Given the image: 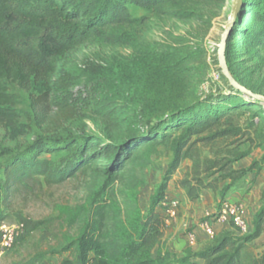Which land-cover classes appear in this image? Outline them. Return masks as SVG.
<instances>
[{
  "label": "rangeland",
  "instance_id": "1",
  "mask_svg": "<svg viewBox=\"0 0 264 264\" xmlns=\"http://www.w3.org/2000/svg\"><path fill=\"white\" fill-rule=\"evenodd\" d=\"M232 1L155 0L148 8L128 4L129 24L110 27L104 37L78 47L62 67L75 79L72 90L79 106L76 118L59 130L61 134H99L104 140L122 141L146 130L158 129V134H163L164 123L191 106L204 113L217 111V121L209 120L204 129H190L189 135L184 119L178 121L180 128L165 130L168 144L157 148L144 169L145 185L138 198L146 210L172 161V147L187 139L181 145L183 150L189 148L190 157L181 162L168 183L171 196L186 177L205 179L203 183L215 189L207 201L198 203L203 215L181 223L179 233L185 236L236 191L229 190L219 202L220 190L235 175L231 169L237 166L236 159L247 155L264 160V102L234 88L219 65L220 40ZM228 63L243 88L264 97V0H244L240 21L230 37ZM11 92L19 96L15 107L19 118L15 129L0 126V223L19 226L22 232L12 249L4 253L3 257H8L0 258V264H23L36 253L55 248L60 235L67 232L57 219L55 207L83 203L99 179L90 175L41 190L21 189L11 196L10 206L5 205L4 167L43 134L33 108L43 88L11 87ZM102 100L116 108L114 126L102 124L93 114L92 106ZM54 114L55 109H47L48 122ZM254 170L244 175L239 185L243 189L236 192L244 196V192L254 190L255 180L250 178ZM43 221L49 222L50 228L34 230ZM260 238L246 246L255 257L264 252V233ZM61 260L47 257L39 264H59Z\"/></svg>",
  "mask_w": 264,
  "mask_h": 264
},
{
  "label": "trees",
  "instance_id": "2",
  "mask_svg": "<svg viewBox=\"0 0 264 264\" xmlns=\"http://www.w3.org/2000/svg\"><path fill=\"white\" fill-rule=\"evenodd\" d=\"M153 1L0 0V126L18 127L15 107L19 96L11 92V87L43 88L42 95L33 101L34 118L43 128V134L31 147L10 158L4 167L5 205L10 206L11 196L21 189L41 190L43 186H58L90 175L99 179L83 203L55 207L57 219L67 232L60 235L55 248L36 253L23 264H39L47 257H62L59 264H264V252L255 257L246 248L264 230V190L261 207L243 236L230 223L237 231L233 229L232 234L213 238L209 245L196 252L187 251L182 257L171 255L164 246V215L157 207L166 198L172 175L190 157L189 148L183 150L181 145L187 139L172 147V161L146 210L138 198L145 185L143 173L150 157L159 146L168 144L165 130L180 128L182 123L178 121L184 119L189 135L190 129H204L209 120L217 121V111L204 113L191 106L165 122L163 134H158V129L146 130L122 141L104 140L99 134L59 132L76 118L79 106L72 90L75 79L62 68L69 54L104 37L110 27L129 24L128 4L148 8ZM243 5L244 0L225 47L229 75L239 86L228 63V54L230 37L240 21ZM92 107L102 124L115 125L116 108L108 101H98ZM47 109H55L49 122ZM240 160L236 159L235 163ZM258 164L254 162L247 169H231L235 175L220 190V201L225 200L229 190L239 187L246 173L255 169L257 174ZM204 180L186 177L178 187L187 199L194 201L203 190L215 189L204 184ZM49 224L43 221L34 230L48 229ZM64 254L68 256L63 257Z\"/></svg>",
  "mask_w": 264,
  "mask_h": 264
},
{
  "label": "crops",
  "instance_id": "3",
  "mask_svg": "<svg viewBox=\"0 0 264 264\" xmlns=\"http://www.w3.org/2000/svg\"><path fill=\"white\" fill-rule=\"evenodd\" d=\"M259 158H250V156H247L244 160L241 159L240 161H238L236 164L237 166L233 168L234 170L249 168L251 164L254 163V159L256 160V162H259L258 165L260 170L257 176L255 173L253 175H250V178L255 180V185H253L254 190L250 192H244L243 196L238 193L243 189L242 186H239L238 188H236V191L238 192L233 191L232 194L227 197V201L229 203H239L241 205L242 216L249 224V226H251L255 213L261 207L260 198L262 191L264 190V160L260 161ZM210 193H212L211 189H205L201 192L199 199L190 201L186 198L184 191L179 187L178 190L174 192V196H171L170 187L167 186L166 199L178 202L177 216L166 226L163 237L165 247L171 255L182 257L187 251L196 252L204 246L209 245L213 238H220L223 235L232 234L234 232L233 228L229 224L213 223L214 235L213 237H207L202 233L198 225H196V228L193 230L196 237V243L194 245H190L187 241V237L184 234L182 235L179 233L181 223L185 219L190 218L194 221L196 220L197 215H203L204 210L202 208H198V203H203V200L207 201V197H210ZM210 202H212V200H210ZM219 202L221 201L219 200ZM218 207L219 204L217 205L216 210L218 209ZM157 209L162 212V209L159 206L157 207ZM262 233H264V230ZM258 239L262 238H260L259 236ZM3 255L0 258H2ZM7 257L8 256H4L3 259L5 260Z\"/></svg>",
  "mask_w": 264,
  "mask_h": 264
},
{
  "label": "built area",
  "instance_id": "4",
  "mask_svg": "<svg viewBox=\"0 0 264 264\" xmlns=\"http://www.w3.org/2000/svg\"><path fill=\"white\" fill-rule=\"evenodd\" d=\"M159 207L162 209L164 215V223L167 226L171 220L176 218L178 202L173 200L163 199L159 203ZM213 223L218 224H230L232 223L242 233H247L248 228L246 222L242 216L241 205L231 204L229 202H222L217 211L211 214H206L201 220L198 227L202 233L208 237H213ZM22 230L19 226L6 225L0 223V257L12 249L17 239L21 235ZM187 241L190 245L196 243V237L194 232H188L186 234Z\"/></svg>",
  "mask_w": 264,
  "mask_h": 264
},
{
  "label": "water",
  "instance_id": "5",
  "mask_svg": "<svg viewBox=\"0 0 264 264\" xmlns=\"http://www.w3.org/2000/svg\"><path fill=\"white\" fill-rule=\"evenodd\" d=\"M242 1L243 0H233L232 1V8H231V11L228 17L227 25L221 37V40H220V45H219V50H218L219 65H220V68H221V71L224 77L234 88H236L237 90H239L240 92H242L243 94L247 95L250 98L258 99L264 102V97L251 93L250 91L239 86L235 81H233L227 69V64H226V59H225L226 42L231 33V29L240 14Z\"/></svg>",
  "mask_w": 264,
  "mask_h": 264
}]
</instances>
